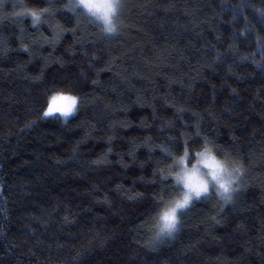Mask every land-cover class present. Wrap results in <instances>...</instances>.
I'll use <instances>...</instances> for the list:
<instances>
[{
  "label": "trees",
  "instance_id": "16d2710c",
  "mask_svg": "<svg viewBox=\"0 0 264 264\" xmlns=\"http://www.w3.org/2000/svg\"><path fill=\"white\" fill-rule=\"evenodd\" d=\"M65 2L0 8V264H264V0H124L117 34ZM44 7L39 25L11 15ZM57 92L79 110L45 114ZM197 123L244 186L150 244L177 192L156 145Z\"/></svg>",
  "mask_w": 264,
  "mask_h": 264
},
{
  "label": "clouds",
  "instance_id": "9594fccd",
  "mask_svg": "<svg viewBox=\"0 0 264 264\" xmlns=\"http://www.w3.org/2000/svg\"><path fill=\"white\" fill-rule=\"evenodd\" d=\"M63 5L73 14L83 15L98 23L105 34H117L121 30L120 14L124 0H67ZM35 19L31 17L32 22ZM158 145H163L158 150L164 158L158 161L163 167H158L155 174L166 183L174 182L177 192L166 204L160 202L164 206L158 213L149 240L153 245L179 231L182 213L193 202L212 195L223 204L232 202L242 186L246 171L243 161L217 147L215 141L210 139L207 142L201 140L195 147L191 142L186 148L182 145ZM164 148L168 151H164Z\"/></svg>",
  "mask_w": 264,
  "mask_h": 264
},
{
  "label": "snow or ice",
  "instance_id": "6c2138e0",
  "mask_svg": "<svg viewBox=\"0 0 264 264\" xmlns=\"http://www.w3.org/2000/svg\"><path fill=\"white\" fill-rule=\"evenodd\" d=\"M53 2V0H48V3L51 4ZM7 4H6V0H0V8H6ZM62 7L64 8L65 5H62ZM243 5L241 6V10L243 9ZM251 7V6H249ZM59 11V9L55 8V7H44L43 9H34V8H20L17 11H14L11 13V15L13 16H20V15H24L25 13L30 14L32 17H35L37 19L33 20V24L35 25H39V20L41 18L42 15L44 16H50V15H55L57 12ZM8 15L7 12H5L3 14V16H0V19L6 17ZM261 26L264 27V12L261 13ZM53 31L55 32L56 29L53 28ZM64 31H72L74 34L76 31H79V21H77V27L73 28V29H64ZM21 33H23V29H21ZM236 34H234L235 37ZM22 38V37H21ZM44 41L48 42V43H55V40H49L47 37H44ZM24 48H27V45H23ZM231 47V46H230ZM95 83V82H94ZM84 97H81V100H83ZM79 110L78 105H77V97L74 95H71L69 93H65V92H57L56 94L51 96V102L47 103V107L45 109H42V111L45 114H52L54 112H59L61 114H63V116L65 118H67L70 114L77 112ZM177 111H184V109H177ZM188 111H192L191 109H189ZM193 115H195L197 118H199V113H195L193 112ZM171 123V122H169ZM185 125H187V121L184 122ZM169 139L170 144L171 145H178V146H184L185 148L187 147V145L191 142V143H197V141H201L203 140L204 142H207L209 140V137L207 135H205V133L203 131H201V125L200 123H197L195 125V130L193 132L192 135L188 136L185 135L184 133H178L176 136L174 137H166ZM236 138L233 137V141L235 142ZM156 147H163V145H156ZM217 147L223 149V146L217 144ZM235 150V149H234ZM164 151H168L167 148H164ZM197 155H199V153H197ZM187 162L185 161V164ZM162 183H166L164 181H162ZM244 185L241 186V188ZM119 187V186H118ZM170 187L175 190V184L174 182H172V184L170 185ZM137 196H142V194H138V193H134L132 195L129 196V198H134ZM154 196L159 198V199H163V197L160 196L159 193H154ZM234 203V201H232ZM194 204V202L192 203V205Z\"/></svg>",
  "mask_w": 264,
  "mask_h": 264
},
{
  "label": "rangeland",
  "instance_id": "374dc122",
  "mask_svg": "<svg viewBox=\"0 0 264 264\" xmlns=\"http://www.w3.org/2000/svg\"><path fill=\"white\" fill-rule=\"evenodd\" d=\"M77 105H78V99H77ZM58 114H60L61 116H63V114H61V113H59V112H57ZM73 114V113H72ZM71 115V114H70ZM69 115V116H70ZM64 117V116H63Z\"/></svg>",
  "mask_w": 264,
  "mask_h": 264
}]
</instances>
